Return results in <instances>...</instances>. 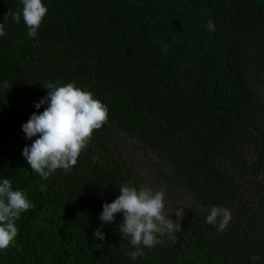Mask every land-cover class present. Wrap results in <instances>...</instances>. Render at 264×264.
I'll list each match as a JSON object with an SVG mask.
<instances>
[{
	"label": "trees",
	"instance_id": "obj_1",
	"mask_svg": "<svg viewBox=\"0 0 264 264\" xmlns=\"http://www.w3.org/2000/svg\"><path fill=\"white\" fill-rule=\"evenodd\" d=\"M42 3L48 11L32 38L22 16L4 22L20 0H0V179L33 204L0 264H264V0ZM49 81L90 91L108 122L70 172L44 179L22 156L37 137L26 139L21 125L47 106L34 103ZM116 132L141 141L161 161L159 174L196 201L182 231L141 246L136 260L120 235L122 213L99 219L122 184L155 189L117 149ZM213 206L231 211L223 232L206 223Z\"/></svg>",
	"mask_w": 264,
	"mask_h": 264
},
{
	"label": "clouds",
	"instance_id": "obj_2",
	"mask_svg": "<svg viewBox=\"0 0 264 264\" xmlns=\"http://www.w3.org/2000/svg\"><path fill=\"white\" fill-rule=\"evenodd\" d=\"M20 3L22 8L15 12L9 9L4 22L11 17L19 23L22 16L27 35L35 38L48 9L42 0H20ZM206 28L209 32L214 31V22L208 20ZM4 35V23H0V37ZM164 53L167 54L166 47ZM44 88L47 89L46 95L35 102L34 107L39 109L41 105L47 106L42 112H33L21 128L26 139L37 137L31 145L24 146L22 156L33 172L47 179L58 169L65 173L72 170L81 152L87 148L93 131H98L108 122V107L74 82L49 81ZM132 185L133 182L129 181L120 186L119 195L111 203L102 205L99 219L102 223H112L116 214L122 213L123 220L118 224L120 235L123 239L128 238L134 246L135 250L126 252V255L136 260L144 255L141 246L154 247L163 243L159 237L182 231L180 220L185 213L184 207H176L169 213L164 211V187L155 190L147 185ZM40 190L44 191L43 185ZM32 207L25 191L14 189L9 178L0 179V251L15 244L19 232L16 221L20 219L21 213ZM173 212L176 215L175 221L169 218ZM231 218L229 209L213 206L206 217V223L215 226L218 232H223ZM93 236L102 242L105 238L100 228L94 230Z\"/></svg>",
	"mask_w": 264,
	"mask_h": 264
},
{
	"label": "rangeland",
	"instance_id": "obj_3",
	"mask_svg": "<svg viewBox=\"0 0 264 264\" xmlns=\"http://www.w3.org/2000/svg\"><path fill=\"white\" fill-rule=\"evenodd\" d=\"M114 143L117 149L126 157L131 167L145 181L151 183L156 190L164 187L166 191L164 210L166 213L171 212L176 207H184V213L186 214L187 210L195 204L196 201L187 191L173 186L159 174L161 161L141 141L129 134L116 132ZM248 189L251 190L249 187ZM169 218L175 221V212L170 213ZM173 233H170V235Z\"/></svg>",
	"mask_w": 264,
	"mask_h": 264
}]
</instances>
